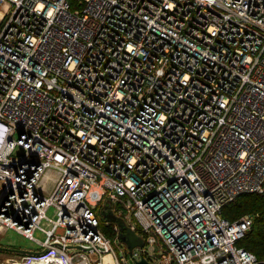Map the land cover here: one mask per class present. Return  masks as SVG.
<instances>
[{
    "label": "built area",
    "instance_id": "2783aa9c",
    "mask_svg": "<svg viewBox=\"0 0 264 264\" xmlns=\"http://www.w3.org/2000/svg\"><path fill=\"white\" fill-rule=\"evenodd\" d=\"M243 192L264 0H0V232L37 245L6 264H264L221 212ZM105 212L142 244L113 247Z\"/></svg>",
    "mask_w": 264,
    "mask_h": 264
},
{
    "label": "rangeland",
    "instance_id": "374dc122",
    "mask_svg": "<svg viewBox=\"0 0 264 264\" xmlns=\"http://www.w3.org/2000/svg\"><path fill=\"white\" fill-rule=\"evenodd\" d=\"M46 174H50V172L46 171ZM46 174L42 176L43 180L45 179ZM248 196L249 197L247 199L246 204H240L238 208H235L236 210L235 215H237V217L242 215H248L252 217L253 223L247 230L249 231L247 235L252 236L257 227H260L261 230H264V192L249 193ZM240 199L241 197H238L237 200ZM244 200L245 199H242V201ZM103 212L104 211L101 210V214H103ZM46 213L48 216H53L51 208H49ZM34 234L35 236L42 238V234H40L39 231H35ZM110 236L112 238L113 247L117 248L119 246H123L122 242L119 241L117 238H115L113 233L112 234L110 233ZM0 243L5 244V245L0 244L2 246H15L21 249H34V247H37L34 241L24 237L22 234H19L18 232L12 229L3 230L0 232ZM6 256L8 257L15 255L13 252L6 255H3V253L1 254L2 259H5Z\"/></svg>",
    "mask_w": 264,
    "mask_h": 264
},
{
    "label": "trees",
    "instance_id": "16d2710c",
    "mask_svg": "<svg viewBox=\"0 0 264 264\" xmlns=\"http://www.w3.org/2000/svg\"><path fill=\"white\" fill-rule=\"evenodd\" d=\"M249 193H257V192H243V193L238 194L233 200L226 203L222 207L221 209L222 214L231 219L236 218L237 215H235V212H236L235 208H238L240 204L247 203ZM238 197H241V199L237 200ZM242 199H245V200L242 201ZM248 232L249 231H246V233L239 239L238 243L242 245L243 247H245L246 249L252 251L256 256L264 257V230H261L260 227H257L255 229V232L253 230L254 234L252 236L247 235Z\"/></svg>",
    "mask_w": 264,
    "mask_h": 264
},
{
    "label": "water",
    "instance_id": "95a60500",
    "mask_svg": "<svg viewBox=\"0 0 264 264\" xmlns=\"http://www.w3.org/2000/svg\"><path fill=\"white\" fill-rule=\"evenodd\" d=\"M104 216L106 219L116 221L118 224L119 232L117 234V237L120 241L126 244L128 249L130 250L134 245H141L142 244V238L138 236L133 229H131L129 226H127L123 219L121 217L115 216L110 212H105ZM0 249H11L17 252H30L32 250L28 249H21V248H13V247H7L0 245ZM134 264H154L149 262L147 259H145L143 256H141L139 259H136Z\"/></svg>",
    "mask_w": 264,
    "mask_h": 264
},
{
    "label": "crops",
    "instance_id": "0c3cea01",
    "mask_svg": "<svg viewBox=\"0 0 264 264\" xmlns=\"http://www.w3.org/2000/svg\"><path fill=\"white\" fill-rule=\"evenodd\" d=\"M2 244V243H0ZM2 245H5V244H2ZM7 247H13V248H18V247H15V246H7ZM14 253L15 256H6L5 259H2L1 258V254L3 253V255H6V254H10V253ZM18 252L17 251H14V250H11V249H0V264H6L7 261H5L6 259L9 260L11 258H15L17 257V254Z\"/></svg>",
    "mask_w": 264,
    "mask_h": 264
}]
</instances>
